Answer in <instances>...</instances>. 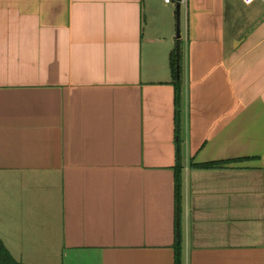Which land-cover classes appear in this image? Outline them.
Masks as SVG:
<instances>
[{
	"label": "crops",
	"instance_id": "1",
	"mask_svg": "<svg viewBox=\"0 0 264 264\" xmlns=\"http://www.w3.org/2000/svg\"><path fill=\"white\" fill-rule=\"evenodd\" d=\"M180 28L175 0H0V241L17 261L175 264L181 229L183 264H264V1L184 0Z\"/></svg>",
	"mask_w": 264,
	"mask_h": 264
},
{
	"label": "trees",
	"instance_id": "2",
	"mask_svg": "<svg viewBox=\"0 0 264 264\" xmlns=\"http://www.w3.org/2000/svg\"><path fill=\"white\" fill-rule=\"evenodd\" d=\"M183 45L181 41H178L177 47L172 52L170 57V66L173 74V83L175 85L176 95H175V107H176V134H177V145L180 151L181 147V133H182V114H183V79H182V64H183ZM220 163H208L203 165H197L200 168H212ZM222 164V163H221ZM183 172L184 167L179 159L177 166L175 167V189H176V203H177V213L178 222H180L181 215V201H182V190H183ZM179 239L175 244V264H183V240L181 229L178 230ZM0 264H25L17 261L0 241Z\"/></svg>",
	"mask_w": 264,
	"mask_h": 264
},
{
	"label": "water",
	"instance_id": "3",
	"mask_svg": "<svg viewBox=\"0 0 264 264\" xmlns=\"http://www.w3.org/2000/svg\"><path fill=\"white\" fill-rule=\"evenodd\" d=\"M184 0H175L177 3V12H178V29H177V37L178 39L181 38V28H180V14H181V5Z\"/></svg>",
	"mask_w": 264,
	"mask_h": 264
},
{
	"label": "built area",
	"instance_id": "4",
	"mask_svg": "<svg viewBox=\"0 0 264 264\" xmlns=\"http://www.w3.org/2000/svg\"><path fill=\"white\" fill-rule=\"evenodd\" d=\"M256 0H243L244 4L246 5H251L255 2ZM264 1V0H263ZM166 3H171V0H166Z\"/></svg>",
	"mask_w": 264,
	"mask_h": 264
},
{
	"label": "rangeland",
	"instance_id": "5",
	"mask_svg": "<svg viewBox=\"0 0 264 264\" xmlns=\"http://www.w3.org/2000/svg\"><path fill=\"white\" fill-rule=\"evenodd\" d=\"M173 8H174V10L176 11V5H175V4L173 5ZM176 46H177V45H176Z\"/></svg>",
	"mask_w": 264,
	"mask_h": 264
}]
</instances>
